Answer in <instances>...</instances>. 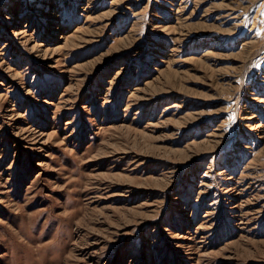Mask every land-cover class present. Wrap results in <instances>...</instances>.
Returning <instances> with one entry per match:
<instances>
[{"label": "rangeland", "instance_id": "obj_1", "mask_svg": "<svg viewBox=\"0 0 264 264\" xmlns=\"http://www.w3.org/2000/svg\"><path fill=\"white\" fill-rule=\"evenodd\" d=\"M0 264H264V0H0Z\"/></svg>", "mask_w": 264, "mask_h": 264}]
</instances>
